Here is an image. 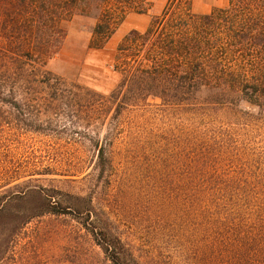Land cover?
I'll return each instance as SVG.
<instances>
[{"label":"trees","instance_id":"1","mask_svg":"<svg viewBox=\"0 0 264 264\" xmlns=\"http://www.w3.org/2000/svg\"><path fill=\"white\" fill-rule=\"evenodd\" d=\"M144 1L0 0L1 243L16 245L37 219V248L45 234L65 232L67 217L98 248L99 264H264V0L202 14L191 0H166L118 43V81L105 94L46 68L64 22L94 18L89 46L101 48L129 11L148 9ZM35 134L89 144V185L28 188L37 167L1 164ZM127 144L148 185L132 232L119 222L137 179ZM60 157L62 175L81 172L73 155Z\"/></svg>","mask_w":264,"mask_h":264},{"label":"rangeland","instance_id":"2","mask_svg":"<svg viewBox=\"0 0 264 264\" xmlns=\"http://www.w3.org/2000/svg\"><path fill=\"white\" fill-rule=\"evenodd\" d=\"M143 12L129 11L116 27L114 33L101 48L89 46L95 19L84 15H75L63 23L65 37L59 51L47 62L46 68L66 82H78L100 93H108L118 81V74L114 71V55L118 43L123 36L132 29L143 31L151 15L158 14L163 9L166 0H145ZM228 0H191V10L196 14L208 13L214 8H223ZM137 149L139 157L143 152L144 137L140 139ZM75 142V143H74ZM78 142V143H77ZM32 146V147H31ZM126 158V170L137 177L124 198L122 217L119 219L122 229L131 231L135 222L144 219L147 208L148 185L145 183V173L140 165H133L129 154V145L120 146ZM127 152V153H126ZM71 154L74 163L79 164L81 172L76 175H62L57 171L60 155ZM2 165L25 167L35 166L42 174L36 175L28 188L32 186L56 187L64 190L76 191L86 188L93 180L94 150L89 144L79 140V135L67 138L65 135L44 139L42 135H33L28 148L11 156H2ZM141 160V159H140ZM128 164V165H127ZM67 174V173H65ZM46 218V217H45ZM61 229L65 232L51 236L45 234L44 241L34 248L35 234L32 227L37 219L30 222L19 234L17 244L1 243L5 238L6 227H0V264H99L97 256L92 252L98 248L92 246L84 236L83 230L67 217H60Z\"/></svg>","mask_w":264,"mask_h":264}]
</instances>
